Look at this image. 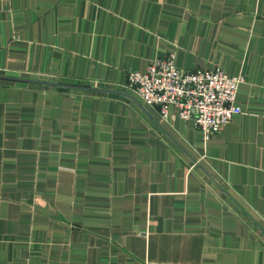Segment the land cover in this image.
Listing matches in <instances>:
<instances>
[{
  "label": "crops",
  "instance_id": "crops-1",
  "mask_svg": "<svg viewBox=\"0 0 264 264\" xmlns=\"http://www.w3.org/2000/svg\"><path fill=\"white\" fill-rule=\"evenodd\" d=\"M170 51L241 73L208 140L125 88ZM0 264H264V0H0Z\"/></svg>",
  "mask_w": 264,
  "mask_h": 264
},
{
  "label": "built area",
  "instance_id": "built-area-1",
  "mask_svg": "<svg viewBox=\"0 0 264 264\" xmlns=\"http://www.w3.org/2000/svg\"><path fill=\"white\" fill-rule=\"evenodd\" d=\"M242 80L241 73L228 74L217 65L180 68L170 51L151 60L142 71H128L123 86L145 104L156 106L164 117L173 106L177 116L192 120L206 141L242 111L235 100Z\"/></svg>",
  "mask_w": 264,
  "mask_h": 264
},
{
  "label": "water",
  "instance_id": "water-1",
  "mask_svg": "<svg viewBox=\"0 0 264 264\" xmlns=\"http://www.w3.org/2000/svg\"><path fill=\"white\" fill-rule=\"evenodd\" d=\"M1 77V76H0Z\"/></svg>",
  "mask_w": 264,
  "mask_h": 264
}]
</instances>
